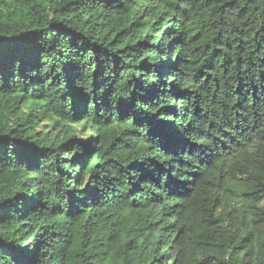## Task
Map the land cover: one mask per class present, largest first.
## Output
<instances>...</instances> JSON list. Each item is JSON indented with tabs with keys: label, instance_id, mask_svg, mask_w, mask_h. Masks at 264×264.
<instances>
[{
	"label": "trees",
	"instance_id": "1",
	"mask_svg": "<svg viewBox=\"0 0 264 264\" xmlns=\"http://www.w3.org/2000/svg\"><path fill=\"white\" fill-rule=\"evenodd\" d=\"M0 264H264V0H0Z\"/></svg>",
	"mask_w": 264,
	"mask_h": 264
}]
</instances>
